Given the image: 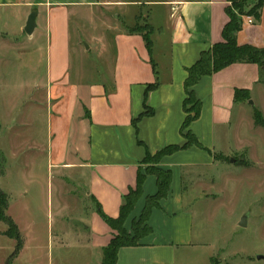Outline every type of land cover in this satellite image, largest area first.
<instances>
[{
	"label": "crops",
	"instance_id": "obj_1",
	"mask_svg": "<svg viewBox=\"0 0 264 264\" xmlns=\"http://www.w3.org/2000/svg\"><path fill=\"white\" fill-rule=\"evenodd\" d=\"M227 5V0H0V54L5 56V61L0 57V67L9 72L16 65L20 71L16 80L12 74V80L26 93L20 97L24 105L30 100V64L24 62V55L29 61L31 43L44 48V74L39 81H44L42 88L53 106L48 121V157L60 181H82L86 197L98 203L107 216H118L123 195L134 186L146 151L154 154L165 145L183 144L180 126L185 115L186 68L201 51L222 40ZM124 6L148 10L144 18L152 28L150 52L142 34L127 29L138 13L128 21L115 14ZM155 10L163 11L162 23L157 26L152 23ZM31 11H36L35 27L28 34L24 27ZM81 12L86 17H81ZM236 37L238 44L264 47V4L260 19L243 23ZM73 51L80 57L77 66L73 65ZM14 54L18 62L11 61ZM261 81L259 67L242 62L202 76L194 85L201 112L189 129L205 149H215L216 136L229 127L233 108L243 102L235 100V89L247 90L251 97ZM151 83L157 84L147 92L145 101L153 113L142 116L135 130L132 120L145 111L144 96ZM200 150L191 146L160 160L159 165L172 173L169 191L178 166L181 174L183 167L211 163ZM221 156L213 158L222 161ZM66 170L72 176H64ZM142 189L139 200L156 191L153 175H146ZM177 196L183 203L185 195ZM64 204L69 212L65 215L73 218V202ZM176 205L184 209L181 203ZM172 206L174 197L160 200L148 218L152 232L137 246L120 247L115 264H174L175 241L168 228L175 214ZM57 209L63 218L61 201ZM81 212L73 232L58 225L59 241L70 234L76 244L82 238L93 256L89 264H101L102 249L113 230L95 208ZM186 215V225L175 231L189 241L194 233L193 212Z\"/></svg>",
	"mask_w": 264,
	"mask_h": 264
},
{
	"label": "rangeland",
	"instance_id": "obj_2",
	"mask_svg": "<svg viewBox=\"0 0 264 264\" xmlns=\"http://www.w3.org/2000/svg\"><path fill=\"white\" fill-rule=\"evenodd\" d=\"M256 1L243 2L241 11H248ZM122 9L115 13L122 14V21L138 13L129 27L151 26L144 18L147 9L131 6ZM155 11L152 23L157 26L162 23L163 11ZM235 11L238 13L240 9ZM80 16L86 17L84 12ZM249 17L250 23L255 21ZM243 20L249 23L246 17ZM44 53L43 47L31 43L29 61L24 55V62L30 64L27 90L30 100L24 105L20 100L21 88L12 80V74L16 80L20 71L16 65L9 72L0 67V203H7L4 212L13 219L22 239L21 249L12 256L16 240L4 234L7 226L0 220V264H6L9 259L11 264H89L93 256L82 238L76 244L70 234L59 241L58 225H65L73 232L81 211L95 208L96 204L86 197L82 181H60L58 170L48 157V121L53 106L42 88L44 81H39L44 74ZM72 56L73 65L77 66L79 54L73 51ZM0 57L5 61L3 53ZM18 60L14 54L11 61ZM263 74L251 97L243 98L233 108L231 124L216 136L215 149L199 148L204 160L211 163L183 167L181 174L178 166L172 190L164 198L174 197V206L170 208L175 214L168 224L175 241L174 264H264V258H257L264 256V128L257 126L253 118L254 109L260 110L264 117ZM25 95L24 92L22 96ZM213 155L215 158L224 155L223 160L216 161ZM64 172V176H72L70 170ZM178 194L185 195L183 203ZM60 201L63 218L57 209ZM70 202L76 208L73 218L65 215L69 212L64 203ZM143 203L144 198L125 221L127 228L132 219L138 218ZM191 212L194 233L193 239L187 241L175 229L186 225V213L191 215ZM244 216L245 225L241 226L239 222Z\"/></svg>",
	"mask_w": 264,
	"mask_h": 264
},
{
	"label": "trees",
	"instance_id": "obj_3",
	"mask_svg": "<svg viewBox=\"0 0 264 264\" xmlns=\"http://www.w3.org/2000/svg\"><path fill=\"white\" fill-rule=\"evenodd\" d=\"M227 1L228 5L225 7V13L228 16V20L221 30L222 40L201 51L199 58L195 63L186 68L187 75L183 83L185 97L182 101V110L185 115L180 126V133L185 141L181 145H165L154 154H150L146 151V154L138 167L134 186L129 187L128 191L123 195V200L119 207L117 217L107 216L101 210L99 204L95 202V210L113 230L110 241L102 249L103 257L101 264H115L117 251L120 247L137 246L140 244L143 237L152 232V228L148 224L149 215L154 207H159L158 201L167 197L172 177L170 169H165L159 165L160 160L166 155L173 154L180 149L191 146L205 148L197 139L196 135L189 129L190 124L200 116L201 112V100L197 98L193 89L199 79L205 75H212L233 63L242 62L254 63L259 67L260 76L264 73V47L259 48L250 44H238L236 37L237 32L242 28L244 17L252 16L255 20L260 19V10L264 4V0H257L256 3L246 12L241 11L240 7L243 2L248 0ZM236 9H240V11L236 13ZM127 29L129 31L140 32L145 40L148 51H151V40L149 37L152 30L151 26H148L147 29H138L136 27L128 26ZM156 84L157 83H151L147 85L144 96L145 111L132 120L135 130L137 129V121L142 116L151 115L153 113V110L146 105L145 100L147 92L155 88ZM234 98L235 100H242L243 98L247 99L248 91L244 89H235ZM85 114L88 116L87 110H85ZM253 118L254 123L257 126L264 128V117H262L260 110H253ZM144 163L147 164V167L145 168H143ZM151 164L154 165L151 166ZM146 175H153L155 177L156 191L145 197L144 205L138 218L136 220L132 219L130 221V227L127 228L125 226V221L132 213L139 198L142 196V184ZM0 204L2 208V210H0V220L7 226L4 234L16 240L15 250L12 254V256H14L22 247V239L17 225L13 219L4 212L7 203L2 202ZM6 264H11L10 259Z\"/></svg>",
	"mask_w": 264,
	"mask_h": 264
},
{
	"label": "water",
	"instance_id": "obj_4",
	"mask_svg": "<svg viewBox=\"0 0 264 264\" xmlns=\"http://www.w3.org/2000/svg\"><path fill=\"white\" fill-rule=\"evenodd\" d=\"M35 17H36V11H31L27 17V21L25 23L24 30L28 34H31L33 32V29L35 27ZM249 103H252V100H249ZM239 225H241V226L245 225V216L242 217V219L239 222ZM257 258L261 259V258H264V256L257 255Z\"/></svg>",
	"mask_w": 264,
	"mask_h": 264
},
{
	"label": "built area",
	"instance_id": "obj_5",
	"mask_svg": "<svg viewBox=\"0 0 264 264\" xmlns=\"http://www.w3.org/2000/svg\"><path fill=\"white\" fill-rule=\"evenodd\" d=\"M251 19H252L251 17H249V16H246V21H247V22H249V23H250V22L252 21Z\"/></svg>",
	"mask_w": 264,
	"mask_h": 264
}]
</instances>
